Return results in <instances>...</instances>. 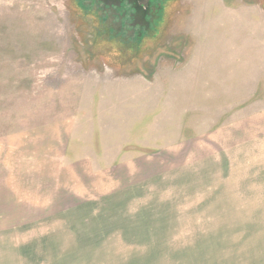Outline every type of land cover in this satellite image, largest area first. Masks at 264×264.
Wrapping results in <instances>:
<instances>
[{
	"label": "rangeland",
	"instance_id": "rangeland-1",
	"mask_svg": "<svg viewBox=\"0 0 264 264\" xmlns=\"http://www.w3.org/2000/svg\"><path fill=\"white\" fill-rule=\"evenodd\" d=\"M263 114L264 0H0V139L115 179L0 264H264Z\"/></svg>",
	"mask_w": 264,
	"mask_h": 264
},
{
	"label": "crops",
	"instance_id": "crops-1",
	"mask_svg": "<svg viewBox=\"0 0 264 264\" xmlns=\"http://www.w3.org/2000/svg\"><path fill=\"white\" fill-rule=\"evenodd\" d=\"M259 119L257 136L264 139V114ZM252 126L256 122L248 118L233 130L234 142L250 139L256 132ZM67 143L47 142L41 129L37 134L23 130L0 139V236L58 224L65 214L93 201L96 186L103 187L100 195H111L115 181L111 171L97 175L91 163L69 161ZM131 166L126 170L121 166V174L130 173ZM138 182L137 174L129 175L120 188H135Z\"/></svg>",
	"mask_w": 264,
	"mask_h": 264
}]
</instances>
